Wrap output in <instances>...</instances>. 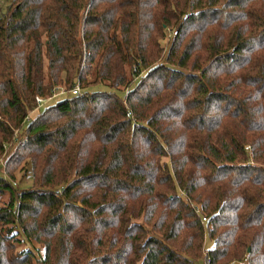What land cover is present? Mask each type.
Returning a JSON list of instances; mask_svg holds the SVG:
<instances>
[{"label":"trees","instance_id":"trees-1","mask_svg":"<svg viewBox=\"0 0 264 264\" xmlns=\"http://www.w3.org/2000/svg\"><path fill=\"white\" fill-rule=\"evenodd\" d=\"M203 261L264 264V0H13L0 264Z\"/></svg>","mask_w":264,"mask_h":264},{"label":"rangeland","instance_id":"rangeland-1","mask_svg":"<svg viewBox=\"0 0 264 264\" xmlns=\"http://www.w3.org/2000/svg\"><path fill=\"white\" fill-rule=\"evenodd\" d=\"M12 1H13V0H0V14H3V13L6 12L8 6L11 4ZM172 31H173V30H170V29H167V30H166V32H167V37H168L169 33H170V35H172V33H173ZM166 39L168 40V38H166ZM167 40H166V42H167ZM59 87L62 88V86H59ZM61 98H62V97L59 96V97H57V98H55V99H52V100H50L49 102H46V103H47V104H52V103H54L55 101H57V100H59V99H61ZM23 173H25V172H23ZM23 173H21V172H20V173H17V179H16L17 184L20 185L21 187H23V186H25V185H27V184L30 183L29 173L26 172V173H25V176L22 177ZM212 245H213V244H212V241H211L210 239H208V238H205V241H204V247H205V250L211 248ZM205 252H206V251L203 250V252H202L203 256H204V253H205ZM203 264H204V261H203Z\"/></svg>","mask_w":264,"mask_h":264},{"label":"built area","instance_id":"built-area-1","mask_svg":"<svg viewBox=\"0 0 264 264\" xmlns=\"http://www.w3.org/2000/svg\"><path fill=\"white\" fill-rule=\"evenodd\" d=\"M65 90L59 86H55L53 88V93L51 96L47 97L46 99H43L41 97H36L35 101H36V108L39 107L41 105V103H43L45 100L50 99L51 97L58 95V94H62L64 93ZM78 92V86L74 85L70 90L69 93L71 94H77ZM129 116V115H128ZM202 221H205V217H202ZM207 259H209V257H207Z\"/></svg>","mask_w":264,"mask_h":264}]
</instances>
